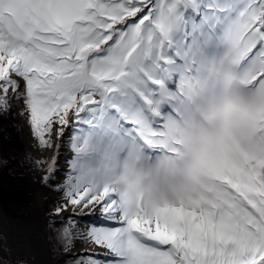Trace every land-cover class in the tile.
<instances>
[{
	"label": "snow or ice",
	"instance_id": "6c2138e0",
	"mask_svg": "<svg viewBox=\"0 0 264 264\" xmlns=\"http://www.w3.org/2000/svg\"><path fill=\"white\" fill-rule=\"evenodd\" d=\"M0 174L56 264H264V0H0Z\"/></svg>",
	"mask_w": 264,
	"mask_h": 264
},
{
	"label": "bare ground",
	"instance_id": "6f19581e",
	"mask_svg": "<svg viewBox=\"0 0 264 264\" xmlns=\"http://www.w3.org/2000/svg\"><path fill=\"white\" fill-rule=\"evenodd\" d=\"M15 146L21 151H26L29 147V142L23 135L16 134ZM27 186V179L21 181L15 177L6 175L3 178V182L0 184V204H9L11 206V210L18 218L29 217V223L25 219L20 222L22 228H26L25 226L38 219V217L35 216V214L27 205ZM25 231H27V229H25ZM43 233L44 229L33 230L31 235H29V244L33 243L34 241L37 246L41 247L42 243H40L39 239ZM32 258L33 257L29 255V259L31 260Z\"/></svg>",
	"mask_w": 264,
	"mask_h": 264
},
{
	"label": "water",
	"instance_id": "95a60500",
	"mask_svg": "<svg viewBox=\"0 0 264 264\" xmlns=\"http://www.w3.org/2000/svg\"><path fill=\"white\" fill-rule=\"evenodd\" d=\"M4 176V174H0V184L3 182ZM18 219L20 222L25 219L29 223V217H20ZM39 241L42 243L43 247L37 246L34 241L29 244V235L27 231H25L23 234L16 237L15 246L19 253L25 258L29 259V255L35 257L33 264H56L59 259L52 256L48 243V230L44 229V233L41 235Z\"/></svg>",
	"mask_w": 264,
	"mask_h": 264
},
{
	"label": "trees",
	"instance_id": "16d2710c",
	"mask_svg": "<svg viewBox=\"0 0 264 264\" xmlns=\"http://www.w3.org/2000/svg\"><path fill=\"white\" fill-rule=\"evenodd\" d=\"M49 236H50V231L48 230V239H49L48 243H49L50 250L52 252V256L54 258H58V257H60V255L56 250V243L54 240L50 239Z\"/></svg>",
	"mask_w": 264,
	"mask_h": 264
},
{
	"label": "rangeland",
	"instance_id": "374dc122",
	"mask_svg": "<svg viewBox=\"0 0 264 264\" xmlns=\"http://www.w3.org/2000/svg\"><path fill=\"white\" fill-rule=\"evenodd\" d=\"M49 240V239H48ZM50 248V247H49ZM52 253V252H51ZM56 259H60V257L56 258Z\"/></svg>",
	"mask_w": 264,
	"mask_h": 264
}]
</instances>
